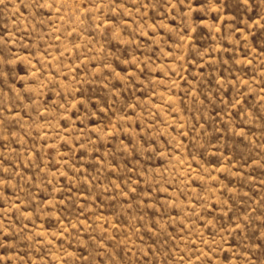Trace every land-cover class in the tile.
I'll return each mask as SVG.
<instances>
[{
  "label": "rangeland",
  "instance_id": "rangeland-1",
  "mask_svg": "<svg viewBox=\"0 0 264 264\" xmlns=\"http://www.w3.org/2000/svg\"><path fill=\"white\" fill-rule=\"evenodd\" d=\"M0 264H264V0H0Z\"/></svg>",
  "mask_w": 264,
  "mask_h": 264
}]
</instances>
